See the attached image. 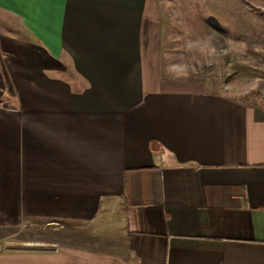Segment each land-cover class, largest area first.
<instances>
[{"label":"crops","instance_id":"0c3cea01","mask_svg":"<svg viewBox=\"0 0 264 264\" xmlns=\"http://www.w3.org/2000/svg\"><path fill=\"white\" fill-rule=\"evenodd\" d=\"M179 29L160 0H0V264H264V104L176 74Z\"/></svg>","mask_w":264,"mask_h":264},{"label":"rangeland","instance_id":"374dc122","mask_svg":"<svg viewBox=\"0 0 264 264\" xmlns=\"http://www.w3.org/2000/svg\"><path fill=\"white\" fill-rule=\"evenodd\" d=\"M160 1L180 28L181 40L168 47L176 74L207 82L227 99L264 104V0ZM59 234L31 225L17 238L44 246Z\"/></svg>","mask_w":264,"mask_h":264}]
</instances>
